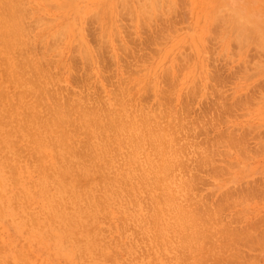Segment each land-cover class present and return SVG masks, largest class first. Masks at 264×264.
Here are the masks:
<instances>
[{"label": "rangeland", "instance_id": "374dc122", "mask_svg": "<svg viewBox=\"0 0 264 264\" xmlns=\"http://www.w3.org/2000/svg\"><path fill=\"white\" fill-rule=\"evenodd\" d=\"M1 1L0 15L7 12L14 18L6 13L8 19L7 16L1 17L3 21L0 19V264H217L219 260V264H264V0ZM10 2L15 11L5 5ZM22 10L25 14H21ZM13 11L16 16L21 14L18 17L27 15L26 21L17 19ZM13 27H16L15 31ZM16 31L20 33L18 36ZM24 59L31 61L29 65H33V72ZM27 70L33 76L35 74L40 83L33 80ZM37 92H40L38 97L45 96L52 111L53 108L58 110L56 103L60 106L63 100V104L67 102L65 108L62 104L59 109L67 113L58 112L60 117L57 115L59 118L56 116L53 121L51 110L47 114L48 108L43 106L47 102L41 101L43 98H38ZM25 94L26 97H22ZM55 96L61 100L56 98L58 102L53 107ZM33 101L43 102L42 107L39 103L32 105ZM35 112L42 120L45 114L49 115L51 123L49 119L47 122V117L43 120L45 125L41 119L42 124L39 123ZM136 114L141 115L140 121ZM89 116L90 122L86 120ZM113 116L118 117L114 120ZM179 116L183 121L178 119ZM31 117H35L34 123ZM142 118L149 122L144 128ZM92 119L96 120L95 124ZM136 121L141 123V128ZM150 122L153 128L161 126V129H165L163 123L165 127L169 126H166L168 122L178 124L179 130L172 129L177 127L171 125L167 133L168 137L169 133L175 137V140L172 136V140L169 138L171 144L177 143L175 151L180 146V152L176 153L174 149L172 152L178 154V158L181 156L178 159L175 155L173 159L181 160L169 158L177 168L175 165L170 167L168 151L164 150L169 145L165 136L167 128L162 130L164 136L161 129V134L155 129L163 140L167 139L168 145L165 140L159 142L162 139L158 137V141L156 133L155 136L150 134L155 129L147 133L148 128H145L146 125L151 128ZM157 122L161 125L158 123L160 126H157ZM136 123L139 129H136ZM126 124H129L127 129ZM142 128L150 139L154 136L164 145L158 143L166 158L162 154L164 159H159L161 149L155 155L157 150L154 149L160 147L154 145L151 148L152 141L146 140L143 130L140 135L146 136L143 138L147 144L151 143L148 144L151 147L141 143L140 135V138L137 135L138 143L134 137L133 142L136 141L137 148L143 145L152 152L140 147L142 153L134 151L135 156L128 157L133 154L130 152L136 144L130 140V132L136 136ZM103 132L104 139L101 138ZM154 137L151 140H155ZM80 139L82 143L85 139L92 142L89 150L88 141L81 144L84 145L81 148L84 150L87 146L89 153L84 151L87 156L94 148L95 152L92 150L94 154H91L94 158L86 154L81 157L83 152L76 151L80 149ZM129 143L133 146H128ZM90 145L94 146L91 148ZM134 150H137L136 146ZM111 154L120 155V159L114 162L117 157L113 158ZM190 154L195 155L196 160ZM68 158L70 160L66 162ZM125 159L131 160L129 164ZM161 159H167L169 164L165 162L170 170L166 166L165 170ZM182 161L185 163L180 167ZM162 167L168 170L166 180L161 177L165 173ZM155 169L157 178L151 175ZM143 173L145 179L138 176ZM109 175L113 177L109 178ZM137 180L144 181L143 188ZM132 181L138 183L135 188ZM157 185L165 186L159 189ZM123 186L127 187L126 192ZM128 188L129 193H133L126 194V199L124 193ZM171 192L177 196L174 200L171 198L172 203L168 200ZM150 196L155 200H150ZM161 202L167 208L161 206ZM147 203L148 206L151 204L149 208ZM174 207L185 210H179V213ZM177 213L182 215L178 214L180 219ZM133 228L142 230L137 233L139 239ZM203 229L205 234L201 232ZM209 230L211 234L207 232ZM192 239H198V242L194 244ZM185 257L189 258L187 262Z\"/></svg>", "mask_w": 264, "mask_h": 264}, {"label": "bare ground", "instance_id": "6f19581e", "mask_svg": "<svg viewBox=\"0 0 264 264\" xmlns=\"http://www.w3.org/2000/svg\"><path fill=\"white\" fill-rule=\"evenodd\" d=\"M0 1H1V0H0ZM4 1H5V0H4ZM9 1H12V0H9ZM9 1H8V2H9ZM20 1H21V0H19V2H20ZM1 2H2V1H1ZM5 2H6V1H5ZM17 2H18V1H17ZM2 3H4V2H2ZM7 4H8V5H7ZM10 4H11V2H10V3H5V5H7V6H9ZM15 4L17 5L18 3H16V1H15ZM20 4H21V3H20ZM5 5L1 4V6H4V8H5ZM7 6H6V8H8ZM10 6H11V5H10ZM10 6H9V7H10ZM12 6H14V5L12 4ZM12 6H11V7H12ZM18 6H19V4H18ZM19 7H20V6H19ZM19 7H17V8H19ZM21 7H22V6H21ZM12 8H13V7H12ZM15 8H16V6H15ZM9 9H11V8H9ZM9 9H8V11L10 12L11 10H9ZM19 9H21V8H19ZM22 9L25 11L24 8H22ZM0 10H1V9H0ZM13 10H14V8H13ZM23 10H22V11H23ZM3 11H4V10H3ZM14 11H15V10H14ZM14 11H13V12H14ZM16 11H17V10H16ZM24 11H23L21 14H23V13L25 14L26 11H25V12H24ZM18 12H20V10H18ZM6 13H7V12H6ZM6 13H4V15H3L2 12H1V15H0V19H1V21H3V20H2L3 18H1V17H6L7 14H8V15L10 14V13H7V14H6ZM15 13H16V12H14V15H15ZM21 14H20V13H17L18 16H20ZM26 14H27V13H26ZM9 16L13 17L12 15H9ZM15 16H16V15H15ZM18 16H16L17 19H18V18L25 19L27 15H25V18H23V16H21V17H18ZM11 17H10V18H11ZM13 18H14V17H13ZM5 19H6V18H5ZM7 19H8V16H7ZM11 19H12V18H11ZM22 19H20V20L22 21ZM1 21H0V22H1ZM6 21H7V20H6ZM11 21L13 22V19H12ZM11 21H9V23H10ZM25 21H26V19H25ZM4 23H5V22H4ZM4 23H3V24H4ZM9 23H8V24H9ZM15 23H16V22H15ZM15 23H14V24H15ZM18 23L20 24L21 22H18ZM19 24H18V25H19ZM11 25H13V24L11 23ZM4 26H5V25H4ZM6 26H7V25H6ZM8 26H10V25H8ZM14 26H15V25H14ZM24 26H25V25H24ZM13 28H14V31H15L16 27H13ZM8 29H9V28H8ZM10 31H12V29H11ZM21 31H22V28H21ZM25 32H26V31H25ZM13 33H14V32H12V34H13ZM15 33H18L17 36L20 34V33L17 32V31H16ZM23 33H24V31L22 32V34H23ZM9 34H10V33H9ZM236 39H237V38H236ZM238 39H239V38H238ZM0 41H1V40H0ZM21 41H22V40H21ZM23 41H24V40H23ZM23 41H22V42H23ZM16 42L19 43L20 46L23 44V43L18 42L17 39H16ZM2 43H3V45H4V42H2ZM17 45H18V44H17ZM20 46H19V47H20ZM17 47H18V46H17ZM22 47H24V45H22ZM15 48H16V47H15ZM22 49H23V48H22ZM5 51H6V50H5ZM15 51H16V50H15ZM22 51H23V50H22ZM19 52H20V51H19ZM21 54H24V55H22V56H23V57H26L25 53H21ZM21 54H20V55H21ZM17 56L19 57V54H18ZM16 58H17V57H16ZM19 59H20V58H19ZM26 59H28V56L26 57ZM22 60H23V59L21 58L20 61H22ZM20 61H19V62H20ZM26 61H27V60H26ZM16 62H17V61H16ZM24 62H25V59H24ZM24 62H22L23 66H24ZM27 62H29V63H27ZM27 62H25V64L27 63V64L29 65V64L31 63L30 60H28ZM39 64H41V63H39ZM20 65H21V64H20ZM23 66H22V67H23ZM25 66H26V65H25ZM32 66H33V65H32ZM32 66L29 65V68H28V69H30V71H32V70H31V69H32V68H31ZM38 66H40V65H38ZM26 67H27V66H26ZM40 67H42V66H40ZM43 68H45V66H44ZM21 69L23 70V68H21ZM22 70H21V71H22ZM24 70H25V69H24ZM33 70H34V69H33ZM27 71H28V70H27ZM14 72H15V71H14ZM19 72H20V71H19ZM19 72H18V73H19ZM23 72L25 73L26 70L23 71ZM32 72H33V71H32ZM24 73H23V74H24ZM27 73H28L29 76L32 75V74H29V71H28ZM34 73H36L35 70H34ZM43 73H44V72H42L41 74H43ZM23 74H21V75H22V76H25V75H23ZM25 74H26V73H25ZM45 74H46V73H45ZM15 75H16V74H15ZM36 75H38V73H36ZM43 75H44V74H43ZM29 76H27V77H29ZM34 76H35V74H34ZM34 76L32 75L33 80H37L36 82H37V83H40V82L38 81L39 78H40V76L38 75L39 78H37V79H35ZM38 76H36V77H38ZM45 76H46V75H45ZM14 77H15V76H14ZM16 78H17V76H16ZM18 78H19V77H18ZM46 78H47V77H46ZM23 79H24V78H23ZM30 80H31V79H30ZM40 81H43V82H44V80H40ZM26 82H28V81H26ZM20 83H21V82H20ZM29 83H30V82H29ZM31 83H32V85L35 84L34 81L31 82ZM31 83H30V84H31ZM43 86H44V85H43ZM30 87H31V86H30ZM33 87H35V86H33ZM38 87H39V84H38ZM25 88H26V87H25ZM36 88H37V87H36ZM43 88H44V87H43ZM47 88H48V86H47ZM29 89H30V88H29ZM29 89H27V90L30 91ZM23 90H24V89H23ZM45 90H46V89H45ZM38 91H39V90H38ZM34 92H35V91H34ZM40 92L42 93L41 90H40ZM40 92H37V94H36L37 97H38V95L40 94ZM46 92L48 93V96H49V95L51 96V92L49 91V88H48V90H46ZM54 92H55V91H54ZM24 93H25V91H24ZM29 93H30V92H29ZM38 93H39V94H38ZM55 93H56V92H55ZM58 93H60V92H58ZM31 94H32V92H31ZM53 94H54V93H53ZM21 95H22V93H21ZM27 95H28V93H27ZM33 95H34V94H33ZM54 95H55V94H54ZM57 95H59V94H57ZM31 96H32V95H31ZM41 96H42V98H43V100H41V101L44 102V101H45L44 99H46V98H45V96H43V94H41L39 97H41ZM50 96H49V98H50ZM62 96H63V95H62ZM22 97H26V94H25V96H22ZM34 97H35V96H34ZM39 97H38V98H39ZM51 97H52V96H51ZM59 97H60V95H59ZM17 98H18V97H17ZM30 98H31V97H30ZM42 98H41V99H42ZM53 98H54V97H53ZM53 98H52V99H53ZM56 98H58V96H55V100H53V101H55V102H52V103H54V106H53V107H56V106H55V103L58 102V100L60 99V98H58V100H56ZM63 98H64V97H63ZM65 98H66V97H65ZM35 99H36V98H35ZM67 99H68V98H67ZM67 99H66V100H67ZM73 99H74L75 102L77 101V100H75L76 98H73ZM83 99H84V98H83ZM19 100H20V99H19ZM39 100H40V99H39ZM60 100H61V99H60ZM70 100H71V99H70ZM15 101H16V99H15ZM17 101H18V99H17ZM35 101H37V100H35ZM51 101H52V100H51ZM63 101H64V100H63ZM63 101H62V104H63ZM71 101H72V100H71ZM74 101H73V102H74ZM33 102H34V101H33ZM33 102H32V103H33ZM43 102H39V101H38V103L41 105V107H42ZM45 102H47V101H45ZM45 102H44V103H45ZM59 102H60V104H61V101H59ZM68 102H70V101H68ZM73 102H72V103H73ZM75 102H74V103H75ZM15 103H17V102H15ZM38 103L34 102L32 105L37 104V105H34V106H38V105H39ZM41 103H42V104H41ZM79 103H80V102H79ZM79 103H78V104H79ZM83 103H84V102H83ZM12 104H14V103H12ZM47 104H48V102L45 103V104H43V106L45 105L49 110H48L45 106H44V108L47 109V110H45V109H42V110H45L46 113H47V111H48L49 113H47V114H50V113L52 112V113H51V115H52L51 117H52V119H54L53 121H56L57 117L59 116V113H58V112H61V111H62L63 113L65 112V111H63V110L59 111V109H62V104L59 106V103H58V104L56 103V105L58 106V110H57V108H56V111H55V110H54L55 108H53V111H54L55 113H57L56 115H53L54 112L51 110L52 108H50V106L47 105ZM66 104H67V102H66ZM66 104H63V108H65V105H66ZM76 104H77V103H76ZM68 105H70V104H68ZM24 106H25V105H24ZM89 106H90V105H89ZM94 106H95V105H94ZM94 106L91 107V110H92V108H93ZM28 107H30V106H29V105L27 106V111H28ZM84 107H85V106H84ZM87 107H88V106H87ZM12 108H13V107H12ZM69 108H70V107H69ZM74 108H75V107H74ZM99 108H100V107H99ZM102 108H103V107H102ZM29 109H30V108H29ZM75 109H77V107H76ZM79 109H81V107H80ZM100 109H101V108H100ZM100 109H99V110H100ZM24 110H25V108H24ZM24 110H23V112H26V111H24ZM31 110H32V109H31ZM35 110H37V107H35ZM50 110H51V112H50ZM65 110H66V109H65ZM84 110H85V109H84ZM93 110H94V109H93ZM74 111H75V110H74ZM76 111L78 112V109H77ZM76 111H75V112H76ZM88 111H90V108H89ZM103 111H104V110H103ZM112 111H113V110H112ZM120 111H122V110H120ZM43 112H44V111H43ZM80 112H81V111H80ZM82 112H83V111H82ZM91 112H92V111H91ZM91 112H90V113H91ZM95 112H96V111H95ZM95 112L93 111V113L96 115ZM105 112H106V114H107V110H106ZM132 112H134V111H132ZM132 112H131V113H132ZM137 112H138V110H137ZM28 113H29L28 115L30 116V113H31V112L29 111ZM44 113H45V112H44ZM65 113H67V112H65ZM101 113H102V112H101ZM141 113H142V112H141ZM141 113L139 112L138 114H141ZM25 114H27V113H25ZM36 114H37V112L34 113V116H35V117H36ZM38 114H39V113H38ZM38 114H37V115H38ZM47 114H45L46 116L43 114V116H45V117H43V120L46 119ZM79 114H81V113H79ZM84 114L87 115V113H85V112H84ZM106 114H105V115H106ZM111 114H112V113H111ZM114 114H116V113H114ZM119 114H120V112H119ZM138 114H136V115L138 116ZM28 115H25V116H28ZM57 115H58V116H57ZM63 115H64V114H63ZM63 115H62V116H63ZM65 115H68V116H69V114H65ZM81 115H82V114H81ZM81 115H80V116H81ZM100 115H102V114H100ZM108 115H109V114H108ZM116 115H117V114H116ZM122 115H124V114H122ZM143 115H144V114H143ZM145 115H146V114H145ZM145 115H144V117H147V116H145ZM23 116H24V115H23ZM53 116H54V117H53ZM56 116H57V117H56ZM77 116H78V115H77ZM111 116H112V115H111ZM118 116H119V115H118ZM118 116H113L112 118L114 119V117L117 118ZM140 116H141V115L138 116V117H139L138 121H140V118H141ZM35 117H34V118H35ZM38 117H39V115H38L37 118H36V119L38 120V122H39L40 119H41V121L43 122V120H42V118H41V115H40V118H38ZM51 117L48 115V117H47V122H48V119H49V123H51V122H50ZM59 117H60V116H59ZM59 117H58V118H59ZM74 117H75V116H74ZM108 117H109V116H108ZM108 117H107V119H109ZM120 117H121V115H120ZM142 117H143V116H142ZM150 117H151V116H150ZM28 118H29V117H28ZM31 118H32V117H31ZM34 118H32L33 123L35 122V121L33 120ZM44 118H45V119H44ZM81 118H82V117H81ZM83 118H84V115H83ZM91 118H92V117H91ZM97 118H98V117H97ZM103 118H104V117H102V119H103ZM121 118H122V117H121ZM151 118H152V117H151ZM160 118H161V117H160ZM181 118H182V121H183V117H182V116H181ZM181 118H180V116H179L178 119H181ZM185 118H186V117H185ZM185 118H184V119H185ZM23 119H24V118H23ZM23 119H22V117H21V120H22V121H23ZM25 119H27V118H25ZM60 119H61V118H60ZM64 119H65V118H64ZM89 119H90V116H89V118H87L86 120L88 121ZM93 119H94V117H93ZM93 119L91 120V122L94 123V121H96V120L93 121ZM125 119H126V118H125ZM142 119H143V121H142ZM142 119H141V121L143 122V123H142V126H143V128H144V127H145L144 124H148V123H149V122L147 121V120H148V117H147V120H146V118H142ZM156 119H157V117H156ZM28 120H29V119H28ZM37 120H36V122H37ZM62 120H63V119H62ZM71 120H72V119H71ZM71 120H70V121H71ZM75 120H77V119H75ZM114 120H115V119H114ZM119 120H120V119H119ZM144 120H146V121H144ZM149 120H150V119H149ZM152 120H153V118H152ZM167 120H168V119H167ZM167 120H166V121H167ZM29 121H30V120H29ZM41 121H40L39 123H41ZM53 121H52V122H53ZM65 121H66V120H65ZM87 121H85V123H87ZM117 121H118V120H117ZM131 121H132V120H131ZM138 121H136V122H138ZM153 121H154V120H153ZM153 121H151V122L154 123ZM161 121H163V120H161ZM62 122H64V120H63ZM73 122H74V121H73ZM82 122H83V121H82ZM88 122H90V121H88ZM105 122H106V121H105ZM125 122H126V121H125ZM125 122H124V124H125ZM127 122H129V121H127ZM144 122H145V123H144ZM151 122H150V125H152L151 128H150L149 125H148V126L146 125L145 130L148 128L147 133H148L149 131H151V129L154 127L153 124H152ZM155 122H156V121H155ZM178 122H179V126H181V125H180V120H179ZM39 123H37V124L40 126ZM49 123H48V124H49ZM58 123H59V122H58ZM69 123H70V122H69ZM85 123H84V124L82 123V124L85 125ZM93 123H92V124H93ZM96 123H97V122H96ZM118 123H119V121L117 122L116 125H118ZM133 123H134V121H133ZM133 123H132V125L134 126ZM158 123H159V122H157V124H158ZM41 124H42V123H41ZM45 124H46V123L43 122V125H45ZM52 124H53V123H52ZM52 124H51V126H52ZM71 124H72V121H71ZM82 124H81V125H82ZM94 124H95V123H94ZM94 124H93V125H94ZM97 124H98V123H97ZM97 124H96V125H97ZM107 124H109V123H107ZM110 124H111V122H110ZM138 124H139V122H138ZM140 124H141V123H140ZM140 124H139L138 126L141 128L142 126H140ZM159 124H160V123H159ZM159 124H158L157 126H160V125H161V124H160V125H159ZM163 124H164V128H165V129L167 128L166 131H165V129H161V126H160L159 128H157V127L155 126V128H157L159 132H160V129H161V131H162V130L165 131V133H166L165 136H166V138L169 140V138L171 139V138L173 137V134L170 135V133H169V137H168V134H167V133L170 132L172 126L174 127V125H175L177 128L174 127V128H172V129H175V130L178 129V126H177L178 124H177V123H176V124H175V123H174V124H171V123H169V122H168V124L166 123V126L169 125L168 127H170L169 131H168V127H165V123H163ZM183 124H184V123H183ZM57 125H59V124H57ZM78 125H79V124H78ZM93 125H92V126H93ZM98 125H99V124H98ZM103 125H104V124H103ZM155 125H156V123H155ZM171 125H172V126H171ZM29 126H30V125H29ZM110 126L112 127L113 124H111ZM125 126H126V129H127V126H129V124L124 125V127H125ZM136 126H137V123H136ZM138 126L136 127V129L138 128ZM78 127H80V126H78ZM78 127H77V128H78ZM85 127H86V126H85ZM94 127H97V126H94ZM104 127H105V125H104ZM113 127H114V126H113ZM130 127H131V126H130ZM162 127H163V126H162ZM75 128H76V127H75ZM105 128H106V127H105ZM143 128L140 129V131L138 130L139 133H138V134L136 133V136H137V135L139 136V135H140V132H141V133H143V132L145 133V130H144ZM149 128H150V129H149ZM155 128H153V129H155ZM179 128H180V127H179ZM188 128H189V127H188ZM79 129H80V128H79ZM134 129H135V128H134ZM138 129H139V128H138ZM157 129H155L156 131L153 130L154 132L152 131L151 133H150V132H149V133H150L151 135H154V133H156L155 135H156V137H157V140L160 139V138L162 139L165 133L162 131L163 134H161V132H160V134L163 135V136H161V135H159ZM84 130L86 131V129H84ZM84 130H83L82 132H85ZM107 130H108V128H107ZM113 130H114V128H113V129L111 128V131H113ZM142 130H143V132H142ZM178 130H179V129H178ZM178 130H177V131H178ZM186 130H188V129H186ZM191 130H192V129H191ZM201 130H202V129H201ZM116 131H117V130H116ZM126 131H127V130H125V132H126ZM134 131H135V130H134ZM177 131H176V132H177ZM196 131H197V133H195V134L197 135V134H198V130H196ZM53 132H54V134L56 133V131H53ZM74 132H75V130H74ZM77 132H78V131H77ZM80 132H81V131H80ZM80 132H79V133H80ZM203 132H204V131H203ZM86 133H87V132H86ZM152 133H153V134H152ZM172 133H174V130L172 131ZM180 133H181V132H180ZM73 134H75V133H73ZM116 134H118V133L116 132ZM125 134H126V133H125ZM132 134H133V135H132ZM174 134H175V133H174ZM195 134H194V135H195ZM204 134H205V132H204ZM58 135H59V134H57V136H58ZM90 135H91V134H90ZM101 135H102V133H101ZM103 135H104V132H103ZM126 135H127V134H126ZM128 135H129V134H128ZM130 135H131V136H129V137H132V138L134 137L135 139H137V140H136L137 143H138V140H139L140 136L142 137V138H141L142 140L144 139L143 137L146 138V136H147L146 140H147L148 142H149V140L152 141V144H151V143H150V144L153 145V146H152V147L149 146L150 144L148 143V144H149V145H148L147 142H145V139L143 140V142H142V140L140 139V140H141V143H143V144L146 143V145H147L148 148H150V147L153 148L154 145H155V147H156V146H157V147H160V148H156V149H154V150H157V154H155L156 151H154V153H153V154H155L156 156L158 155V150H159V149L162 150V147H164V145H162V143H163L164 140H165V142H164L165 144H167V143L169 142V145L167 144L168 146H167V147H164L165 152L168 151V152H167V155H168L167 159H168V160H167V159H166V160H167V161H171L170 159H172L173 161H177V162H179V161L181 160V159H180V160H177L176 158L173 159V158H174L173 156L176 155V154L174 155V151L176 150V148H175L176 145H175V144H177V143H175V144L172 143V144H171L170 142H171L172 139L169 140L168 142L166 141V140H167L166 138H164V140H163V139L160 140V141L158 140L159 142H162V141H163V142L160 144L159 142H157L156 137H154V136H155V135H154L153 137L155 138L156 142L153 144V141H155V140H154V139L151 140L153 137L150 139V137L148 136L149 134H146V133H145L146 136H144V135H140L139 138H138V136H137V137L134 136V133H132V131H131V132H130ZM176 135H177V133H176ZM180 135H181V134H180ZM196 135H195V136H196ZM57 136H56V137H57ZM59 136H60V135H59ZM86 136H88V135H86ZM86 136H85V137H86ZM91 136H92V135H91ZM171 136H172V137H171ZM52 137H53V136H52ZM97 137L99 138V135H98ZM104 137H105V135H104L103 137H101V138L104 139ZM129 137H127V138L129 139ZM158 137H160V138H158ZM177 137H179V135H177ZM183 137H184V136H183ZM107 138L110 139L108 136H107ZM132 138H131L130 140L133 142L135 139H134V138L132 139ZM148 138H149V139H148ZM59 139H60V138H59ZM87 139H90V138L87 137ZM87 139H85V140L83 141V143H82V140L80 139L81 143L79 142V145H78V147H80V149L78 148L76 151L79 150L80 152H83V153H80V152H79L81 155L84 154L85 149H86V152H87V146H85L86 148H85L84 150H82L84 147L81 148V146H84V145H81V144H85L84 142H85V141H88ZM102 139H99V140L102 141ZM113 139H114V137H113ZM122 139H123V137H121V141H123ZM124 139H125V138H124ZM173 139L175 140V137H173ZM178 139H179V138H178ZM51 140H52V138H51ZM174 140H173L172 142H174ZM180 140H181V139H180ZM60 141H61V140H60ZM93 141H94V140H93ZM125 141H126V140H125ZM136 141L133 142V144L136 143ZM176 141H177V140H176ZM178 141H179V140H178ZM73 142H74V141H73ZM88 142H89V143H86V145L88 144V150H89V144L92 143V142H91L90 140H89ZM144 142H145V143H144ZM166 142H167V143H166ZM182 142H183V141H182ZM184 142H185V141H184ZM184 142H183V144H184ZM64 143H65V142H64ZM64 143H63V144H64ZM74 143H75V142H74ZM93 143H94V142H93ZM124 143H125V142H124ZM137 143L134 144V146H133L131 143L127 144L128 146H129V145H132V146L134 147V148L131 147V148H133V149H132L133 152H130L131 149H129V150H130L129 152H130V153H133L134 155H133V154H130L128 151H126V152H128V153H127L128 155L130 154L128 157L131 156V157L133 158V156H135L134 151H139V154H140V151H141V148H140V147H143V145H142L141 143H139V145H142V146H138V148H137V145H138ZM156 143H157V145H156ZM158 143H159L162 147H161V146H158ZM205 143L207 144V142H205ZM95 144H96V141H95ZM99 144L102 145V143H99ZM108 144H109V143H108ZM121 144H123V142H122ZM206 144H205V145H206ZM208 144H209V143H208ZM208 144H207V145H208ZM101 145H100V146H101ZM123 145H124V144H123ZM171 145H172V147H171ZM174 145H175V146H174ZM181 145H182V144H181ZM184 145H185V144H184ZM55 146H56V145H55ZM93 146H94V145H93ZM93 146H92V147H93ZM97 146H98V145H97ZM97 146H95V147L97 148ZM135 146H136V149H137V150H134V149H135ZM169 146H170L171 150H170V148H168ZM177 146H178V145H177ZM90 147H91V145H90ZM92 147H91V148H92ZM124 147H125V145H124ZM145 147H146V146H145ZM145 147H143V150H144ZM147 147H146V149L148 150ZM173 147H174V148H173ZM178 147H180V146H178ZM178 147H177V151L180 152ZM182 147H183V146H181V148H182ZM126 148L128 149V147H126ZM139 148H140V149H139ZM165 148H167V149H169V150H167V149H165ZM204 148H205V147H204ZM72 149H73V148H72ZM100 149H101V148H100ZM112 149H113V147H112ZM173 149H174V151L172 152ZM205 149H207V148H205ZM81 150H82V151H81ZM92 150L94 151V148H93V149H90V155L88 154V156H91L92 153L94 154L95 151L92 152ZM114 150H115V149H114ZM125 150H126V149H125ZM149 150L152 152L151 149H149ZM149 150H148V153H149ZM161 150L159 151V159H160V158H163V157L166 155V154L162 153L164 150H162V151H161ZM144 151H145V150H144ZM177 151H175V152L177 153ZM182 151H184V148H182ZM204 151H205V150H204ZM86 152H85L86 155L84 154L85 156H87V153H89V152H87V153H86ZM142 152H143V151H141V153H142ZM151 152H150V153H151ZM169 152L171 153V155L168 154ZM198 152H199V151H198ZM200 152H201V150H200ZM70 153H71V151H70ZM103 153H104V152H103ZM75 154H76V152H75ZM95 154H96V153H95ZM99 154H100V153H99ZM113 154H114V153H113ZM113 154H111V155H113ZM143 154H145V153H143ZM162 154H163L164 156H163ZM172 154H173V155H172ZM202 154L204 155L203 151H202ZM77 155H78V154H76L75 156H77ZM100 155H101V154H100ZM145 155H146V154H145ZM155 155H154V158L156 157ZM160 155L163 156V157H161ZM181 155H182V154H181ZM190 155H191V154H190ZM190 155H189V156H190ZM203 155H202V156H203ZM67 156H68V155H67ZM79 156H80V155H79ZM85 156L82 155L81 157H85ZM88 156H87V157H88ZM113 156H114L113 158H115V156L117 157V159H114V162H115L116 160H118V158H119L118 156H120V155H113ZM142 156H144V155H142ZM148 156H149V155H148ZM171 156H172V158H171ZM178 156H179V155L177 154L175 157L178 158ZM194 156H195V155H194ZM194 156L191 155V157H194ZM87 157H86V158H87ZM91 157L94 158L95 155H92ZM91 157H90V158H91ZM99 157H100V156H99ZM139 157H141V156H139ZM180 157H181V156H180ZM180 157H179V158H180ZM191 157H190V159H189V158H186V159H189V160L191 161ZM65 158H67V157L65 156L64 159H65ZM86 158H85V159L83 158V159H84L85 161H89V160H90V158H89V160H87L88 158H87V159H86ZM156 158H157V159H155V160L158 161V160H159L158 157H156ZM164 158H166V156H165ZM164 158H163V159H164ZM169 158H170V159H169ZM179 158H178V159H179ZM194 158H195V160H196V157H194ZM119 159H120V158H119ZM121 159H122V158H121ZM123 159H124V158H123ZM130 159H131V158H130ZM143 159H145V158H143ZM148 159H149V158H148ZM151 159H153V158H151ZM182 159H183V158H182ZM203 159H204V158L202 157V160H203ZM67 160L69 161L70 158L66 159V162H68ZM72 160H73V159H71V161H72ZM136 160H138V159H137V156H136ZM136 160H135V161H136ZM141 160H142V157H141ZM166 160H165V161H166ZM183 160H184V159H183ZM193 160H194V159H193ZM85 161H84V162H85ZM91 161H92V158H91L90 162H91ZM106 161H109V160L107 159ZM106 161H105V162H106ZM122 161H123V160H122ZM124 161H126V159H125ZM127 161H128V164H129V162H130L131 160H130V161L127 160ZM127 161H126V163H127ZM133 161H134V160H133ZM133 161H132V162H133ZM142 161H143V160H142ZM161 161H162V162H161ZM161 161H159V162H161L162 164H163V162H164V164H165V165L163 164V167L166 166V167L169 168V165H166V162H167V161L165 162V161H163L162 159H161ZM186 161H187V160H186ZM190 161H189V163H190ZM198 161H199V160H198ZM205 161H206V160H205ZM72 162H74V161H72ZM72 162H71V163H72ZM90 162H89L88 164H90ZM117 162H118V161H117ZM120 162H121V161H120ZM138 162H139V161H138ZM138 162H137V163H138ZM149 162H150V161H149ZM149 162H147V164H148ZM151 162H152V161H151ZM183 162L185 163V161H182V162L180 163V164H181L180 167L183 166ZM199 162H200V161H199ZM201 162H202V161H201ZM71 163H70V164H71ZM74 163H75V162H74ZM78 163H79V162H77V164H78ZM93 163H95V162H93ZM96 163H97V162H96ZM121 163H122V162H121ZM121 163H120V164L118 163V164L120 165V167H121L122 164H123V163H122V164H121ZM126 163H125V164H126ZM172 163H174V162H172V161L170 162V167H172V166L175 165V163H174V164H172ZM194 163H195V162H194ZM197 163H198V162H197ZM197 163H195V165H197ZM205 163H206V162H205ZM63 164H64V167H65V166H66V165H65L66 163H63ZM63 164H61V165L63 166ZM83 164H84V163H83ZM108 164H109V163H108ZM131 164H132V163H131ZM133 164H134V163H133ZM141 164H142V163H141ZM152 164H154V163L152 162ZM155 164H156V163H155ZM162 164H161V165H162ZM167 164H169V163L167 162ZM192 164H193V163H192ZM198 164H199V163H198ZM97 165H98V164H97ZM97 165L95 164V166H97ZM104 165H107V163H105ZM111 165H112V164H111ZM119 165H118V166H119ZM161 165L159 164V166H161ZM171 165H172V166H171ZM189 165H191V164H189ZM193 165H194V164H193ZM78 166H79V165H78ZM142 166H143V165H142ZM157 166H158V165H157ZM159 166H158V167H159ZM202 166H203V165H202ZM66 167H67V166H66ZM102 167H103V166H102ZM116 167H117V165H116ZM128 167H129V166H128ZM158 167H157L156 169H158V172H159L160 170H159ZM163 167H162V168H163ZM166 167H165V170H166ZM103 168H104V167H103ZM105 168H107V167H105ZM118 168H119V167H118ZM118 168H116V169H118ZM162 168H161V170L163 171L164 168H163V169H162ZM168 168H167V169H168ZM172 168H173V167H172ZM172 168H171V169H172ZM175 168H177L176 165H175ZM112 169H113V166H111V171H112ZM156 169H155V172H151L152 174H151V173H150V174H151V175H153V174L155 175V173H156V171H157ZM125 170H126V168H125ZM125 170H124V171H125ZM134 170H136V169H135V166H134ZM137 170H138V169H137ZM151 170H153V169H151ZM165 170L163 171V173L165 172V173H164V176H163V175L161 176L162 178H163V177L165 178V176H166V172H167L168 170H170V168H169L167 171H165ZM76 171H77V170H76ZM113 171H114V170H113ZM113 171H112V172H113ZM153 171H154V170H153ZM162 171H161V173H162ZM171 171H173V170H171ZM99 172H100V171H99ZM106 172H107V171H106ZM109 172H110V171H109ZM129 172H131V170H129ZM138 172H139V171H138ZM142 172H143V171H142ZM148 172H149V170H148ZM136 173H137V172H136ZM163 173H162V174H163ZM167 173H168V172H167ZM169 173H170V171H169ZM123 174L125 175L124 172H123ZM143 174H144V173H143ZM105 175H106V173L104 174V176H105ZM159 175H160V173L158 174V177H159ZM111 176H112V175H111ZM111 176L109 175V178H110ZM133 176H134V174H133ZM138 176H143V178H144V177H145V174H144V175H140V174H139ZM112 177H113V176H112ZM112 177H111V178H112ZM121 177H123V175H122ZM131 177H132V176H131ZM149 177H150V176H149ZM134 178H135V177H134ZM134 178H133V180H134ZM138 178H139V180H140L141 177H138ZM138 178H137V179H138ZM154 178H157L156 175L154 176ZM144 179H145V178H144ZM150 179H152V181H153V178H152V177H151ZM120 180H121V178H120ZM122 180H123V179H122ZM125 180H128V179H125ZM139 180H137V181L139 182V184H141V185H139V187L141 186V188H143V187H142V186H143L142 184H143L144 181L141 182L142 180H141V181H139ZM156 180H157V179H156ZM161 180H162V179H161ZM165 180H166V178H165ZM110 182H111V181H110ZM123 182H124V181H123ZM123 182H122V183H123ZM140 182H141V183H140ZM148 182H149V179H148ZM148 182H147V180H145V183H148ZM162 182H163V181H162ZM162 182H161V185H162ZM175 182H176V181H175ZM105 183H106V182H105ZM105 183H104V184H105ZM108 183H109V182H108ZM112 183H113V182H111V185H112ZM122 183H121V184H122ZM126 183H127V182H126ZM132 183H133V181H132ZM136 183H137V182H136ZM145 183H144V185H145ZM151 183H152V182H151ZM151 183H149L150 185H149V184H148V185L151 186ZM170 183H171V181L169 182V184H170ZM176 183H177V182H176ZM176 183H175V184H176ZM124 184H125V183H124ZM137 184H138V183H137ZM137 184H135V182H134L132 185H133V186H134V185L137 186ZM171 184H172V183H171ZM114 185H116V184H114ZM122 185H123V184H122ZM165 185H167V182H165ZM165 185H163V186H165ZM102 186H103V185H102ZM105 186H106V185H105ZM112 186H113V185H112ZM117 186H118V185H117ZM146 186H147V184H146ZM152 186H153V185H152ZM154 186H156V185H154ZM157 186H158V185H157ZM159 186H160V185H159ZM159 186H158V187H159ZM163 186H162V187H163ZM167 186H168V185H167ZM167 186H166V187H167ZM176 186H177V185H176ZM144 187H145V186H144ZM158 187H157V188H158ZM162 187H161V188H162ZM174 187H175V186H174ZM103 188H104V187H103ZM109 188H110V186H108L107 189H109ZM123 188H124V192H126V191H125V190H126L125 188H127V187H126V186H125V187L123 186ZM134 188H135V186H134ZM134 188H133V189H134ZM136 188H137V187H136ZM145 188H147V187H145ZM145 188H144V189H145ZM161 188L159 187V189H161ZM167 188H168V187H167ZM171 188H173V187H171ZM155 189H156V187H155ZM169 189H170V188H169ZM174 189H175V188H173L172 190L174 191ZM109 190H110V189H109ZM115 190H116V189H115ZM129 190H130V189L128 188V192H127V193H124V196H125L126 194L128 195ZM165 190H166V188H165ZM167 190H168V189H167ZM105 191H106V190H105ZM113 191H114V189H113ZM116 191H117V190H116ZM116 191H114V192H116ZM145 191H146V190H145ZM147 191L150 193L149 190H147ZM162 191H164V190H162ZM162 191H160V192H162ZM178 191H180V190L178 189ZM117 192H118V193H117ZM117 192H116L117 195H119V194H120V191H117ZM135 192H136V189H135ZM165 192H168V191H165ZM169 192H170V191H169ZM130 193H131V191H130ZM130 193H129V196H130ZM132 193H133V192H132ZM132 193H131V195H132ZM171 193H172V192H171ZM173 193L175 194V192H173ZM173 193H172V194H173ZM113 194H115V193H113ZM137 194H138V193L136 192V195H137ZM145 194H146V193H145ZM166 194H167V193H166ZM168 194H169V193H168ZM172 194L168 195V197L170 196V199L167 198L169 201L171 200V198H173V197L175 196L174 194H173V195H172ZM147 195H148V194H147ZM156 195L158 196V194H156ZM159 195H160V194H159ZM163 195H165V194H163ZM163 195H161V196H163ZM177 195H178V194H177ZM95 196H96V194H95ZM113 196H114V195H113ZM166 196H167V195H166ZM138 197H139V196H138ZM159 197H160V196H159ZM176 197H177V196H176ZM176 197H174V198H176ZM178 197H180V196H178ZM125 198H126V196H125ZM151 198L153 199L154 196H153V197L150 196L149 199L151 200ZM164 198H165V197H164ZM164 198H163V199H164ZM174 198H173V200H174ZM97 199H98V197H97ZM126 199H127V198H126ZM135 199H136V198H135ZM147 199H148V198H146V200H147ZM141 200H142V199H141ZM150 200H149V201H150ZM154 200H155V198H154ZM154 200H153V203H154ZM165 200H166V199H165ZM165 200H164V201H165ZM173 200H172V202H173ZM177 200H178V199H177ZM177 200H176V202H177ZM181 200H182V199H181ZM127 201H128V200H127ZM133 201H134V200H133ZM133 201H132V202H133ZM142 201L145 202V200H142ZM164 201H162V202H164ZM169 201H168V202H169ZM134 202H135V201H134ZM136 202H137V201H136ZM144 202H143V203H144ZM146 202H147V201H146ZM156 202H157V201H156ZM162 202H161V204H162L161 206H165L166 204H163ZM168 202L166 201V203H168ZM170 202H171V201H170ZM172 202H171V203H172ZM151 203H152V201H151ZM149 204H150V203H149ZM154 204H155V203H154ZM132 205H133V203H132ZM134 205H135V204H134ZM142 205H143V204H142ZM150 205H151V204H150ZM150 205L148 206V203H147L148 208L150 207ZM152 205H153V204H152ZM174 205H175V204H173V206H174ZM178 205H181V202H180V204H179V201H178ZM143 206L145 207V205H143ZM156 206H157V205H156ZM161 206H160V208H162ZM165 207L167 208V206H165ZM165 207H163V208H165ZM179 207H180V206H179ZM145 208H146V207H145ZM163 208H162V209H163ZM174 208H175V207H174ZM174 208H172V209L174 210ZM201 208H203V207H201ZM151 209H152V208H151ZM151 209H150V210H151ZM155 209H156V208H155ZM172 209H171V210H172ZM175 209H177V208H175ZM150 210H147V211H150ZM169 210H170V209H169ZM171 210H170V211H171ZM179 210H180V209H179ZM179 210L177 209V211L180 213L181 210L183 211V210H185V209H181L180 211H179ZM188 210H189V209H188ZM188 210L186 209V211H188ZM196 210H197V209H196ZM198 210H199V209H198ZM202 210H203V209H202ZM205 210H206V208H205ZM209 210H210V209H209ZM152 211H153V209H152ZM155 211H157V210H155ZM182 211H181V212H182ZM153 212H154V211H153ZM166 212H167V211H166ZM171 212H172V211H171ZM199 212H200V211H199ZM199 212H198V213H199ZM207 212H208V211H207ZM149 213H150V212H149ZM158 213H159V212H158ZM160 213H161V212H160ZM174 213H175V212H174ZM174 213H173V216L175 215ZM179 213H177V215H178ZM184 213H185V212H184ZM188 213H191V212L188 211ZM154 214H155V213H154ZM181 214H182V213H181ZM186 214H187V213H186ZM148 215H151V214H148ZM152 215H153V214H152ZM155 215H156V214H155ZM170 215H171V214H170ZM179 215H180V214H179ZM179 215H178L177 218H179ZM193 215H194V216L197 215V214L195 215V211H194ZM171 216H172V215H171ZM181 216H182V215H180V217H181ZM188 216H190V214H189V215H186V217H188ZM194 216H192V217L194 218ZM175 217H176V216H175ZM184 217H185V216H184ZM137 218H139V217H137ZM144 218L147 220L148 217H147V216H146V217L144 216ZM169 218H170V217H169ZM173 218H174V217H173ZM182 218H183V217H182ZM198 218H199V217H198ZM145 219H144V221H145ZM179 219H180V218H179ZM190 219H192V218L190 217ZM201 219H202V218H201ZM140 220H141V219H140ZM148 220H149V218H148ZM150 220H151V218H150ZM167 220H168V219H167ZM173 220H176V219H173ZM177 220H178V219H177ZM182 220H183V219H182ZM203 220H204V219H203ZM205 220H207V219H205ZM138 221H139V220H138ZM142 221H143V219H142ZM191 221H192V220H191ZM198 221H199V220H198ZM147 222H148V221H147ZM147 222H146V223H147ZM203 222H205L204 225H207V224H206V221H203ZM125 223H126V222H125ZM138 223H139V222H138ZM140 223H141V222H140ZM166 223H167V222H166ZM199 223H200V222H199ZM142 224H143V223H142ZM167 224H168V223H167ZM202 224H203V223H202ZM202 224H200V225H202ZM137 225H138V224H137ZM144 225H145V223H144ZM195 225H196V224H195ZM197 225H198V223H197ZM200 225H199V226H200ZM141 226H142V225H141ZM199 226H198V228H199ZM138 227H139V226H138ZM143 227H144V226H143ZM191 227H193V225H192ZM205 227H206V226H205ZM207 227H209V226L207 225ZM139 228H140V227H139ZM139 228H138V229H139ZM144 228H145V227H144ZM164 228H165V227H164ZM189 228H190V227H189ZM193 228H194V227H193ZM193 228H191V229H192L191 231H194ZM198 228H197V230H200V229H198ZM124 229H126V228H124ZM127 229H128V228H127ZM133 229H134V228H133ZM166 229H167V228H166ZM168 229H169V228H168ZM206 229H207V228H206ZM210 229H211V228H210ZM220 229H222V227H221ZM122 230H123V229H122ZM128 230H129V229H128ZM134 230H135V229H134ZM139 230H140V229H139ZM139 230H138V231H137V229L135 230V231H137L136 234H135V232H134V234L137 236V239L140 238V237L138 238V235H137V233L139 232ZM145 230H146V228H145ZM204 230H205V229H203V231H201V232H204ZM207 230H208V229H207ZM213 230H214V229H213ZM217 230H218V229H217ZM228 230H229V229H228ZM140 231H142V230H140ZM146 231H147V230H146ZM210 231H211V230H209V231H207V232L210 233ZM222 231H223V230H222ZM194 232L196 233V227H195V231H194ZM198 232H199V231H198ZM201 232H200V233H201ZM207 232H206V234H208ZM224 232H225V231H224ZM181 233H182V232H181ZM219 233H220V232H218V234H219ZM97 234H98V233H97ZM157 234H158V233H157ZM157 234H156V235H157ZM176 234H177V233H176ZM182 234H183V233H182ZM189 234H190V233H189ZM189 234H188V235H189ZM191 234H192V233H191ZM202 234H203V233H202ZM202 234H201V235H202ZM204 234H205V232H204ZM210 234H211V233H210ZM214 234H215V233H214ZM216 234H217V233H216ZM220 234H223V233H220ZM226 234H227V232H226ZM142 235H144V234H142ZM142 235H141V236H142ZM192 235H193V234H192ZM198 235H199V234H198ZM208 235H209V234H208ZM145 236H147V234H145ZM178 236H179V235H178ZM180 236H182V235H180ZM190 236H191V235H190ZM203 236H204V235H203ZM215 236H216V235H215ZM142 237H143V236H142ZM191 237H193V236H191ZM191 237H190V238H191ZM195 237H196V236H194L193 238H195ZM200 237H201V236H200ZM208 237H209V236H208ZM210 237H213V235L210 236ZM222 237H223V236H222ZM222 237L220 236V238H222ZM224 237H227V236H224ZM146 238H147V237H146ZM159 238H160V237H159ZM164 238H165V237H164ZM179 238H180V237H179ZM197 238H198V237H197ZM202 238H203V237H202ZM220 238H219V240H220ZM144 239H145V238H144ZM198 239H200V238H198ZM198 239H197V240H198ZM203 239H204V238H203ZM215 239H216V237H215ZM140 240H141V239H140ZM197 240H196V239H194V240L192 239V241H193L194 244H196V241H197ZM205 240H208V239H205ZM217 240H218V239H217ZM223 240H224V238H223ZM192 241H191V242H192ZM194 241H195V242H194ZM221 241H222V239H221ZM156 242H157V241H156ZM160 242H161V240H160ZM197 242H198V241H197ZM208 242H209V241H208ZM208 242H207V243H208ZM214 242H215V240H214ZM165 243H166V241H165ZM205 243H206V242H205ZM211 243H212V240H211ZM159 244H160V243H159ZM161 245H162V243H161ZM220 245H222V244H219V246H220ZM158 246H159V245H158ZM194 246H195V245H194ZM161 247H162V246H161ZM175 247H176V245H175ZM195 247H197V246H195ZM204 247H205V246H204ZM204 247H203V249H205ZM222 247H223V248H221V247H220V248L223 250L225 247H224V245H223ZM212 248H213V247H212ZM217 248H218V247H217ZM180 249H181V248H180ZM182 249H183V248H182ZM195 249H196V248H195ZM198 249H199V246H198ZM215 249H216V248H214V250H215ZM184 250H185V249H184ZM212 250H213V249H212ZM214 250H213V251H214ZM194 251H195V250H194ZM220 251H221V250H220ZM180 252H181V251H180ZM218 252H219V251H218ZM181 253H182V252H181ZM183 253H185V252H183ZM183 253H182V254H183ZM196 253H197V252H196ZM202 253H203V252H202ZM213 253H214V252H213ZM216 254H217V251H216ZM184 255H185V254H184ZM196 256H197V255H196ZM203 256H204V255H203ZM207 257H208V256H207ZM185 258H186V262H187V258H188V257H185ZM198 258H199V257H198ZM200 258H201V257H200ZM183 259H184V257H183ZM188 259H189V258H188ZM203 259H204V258H203ZM184 260H185V259H184ZM195 260H196V259H195ZM188 261H189V260H188ZM202 261H203V260H202ZM213 261H216V260H213ZM219 261H220V260H219ZM219 261H217L218 263H217V262H216V263L219 264ZM181 262H182V261H181ZM184 262H185V261H184ZM196 262H197V260H196ZM208 262H209V261H208ZM189 263H190V262H189ZM198 263H199V262H198ZM228 263H229V262H228ZM230 263H231V262H230ZM186 264H188V262H187ZM194 264H197V263H194ZM207 264H208V263H207ZM209 264H210V262H209Z\"/></svg>", "mask_w": 264, "mask_h": 264}]
</instances>
